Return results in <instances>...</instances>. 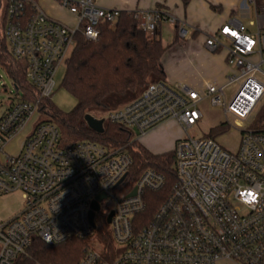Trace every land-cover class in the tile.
<instances>
[{"label": "built area", "instance_id": "obj_1", "mask_svg": "<svg viewBox=\"0 0 264 264\" xmlns=\"http://www.w3.org/2000/svg\"><path fill=\"white\" fill-rule=\"evenodd\" d=\"M55 1L74 17V25L50 16L41 0H0V40L24 66L33 88L27 92L13 82L11 102L0 114V197L13 191L24 197L23 209L0 223V264H13L35 238L50 245L91 240L78 264H264V131L250 127L264 105V8L256 13L255 31L231 18L206 34L209 52L226 51L229 72L223 84L208 83L201 92L159 81L106 113L112 123L133 130L139 142L169 120L185 132L174 146L171 193L144 224L139 215L147 207L145 192L161 190L165 180L149 168L133 185L128 183L132 158L126 148L92 140L66 145L59 127L41 116L16 155L4 151L51 99L57 70L71 56L77 37L96 41L99 26L115 23L121 12L95 0ZM132 13L151 34L164 21L177 23L161 8ZM180 34H186L184 28ZM207 96L223 107L227 121L233 115L242 128L236 153L213 137L188 134L202 118L198 104ZM102 219L110 225L118 251L111 261L104 259L96 236Z\"/></svg>", "mask_w": 264, "mask_h": 264}, {"label": "trees", "instance_id": "obj_2", "mask_svg": "<svg viewBox=\"0 0 264 264\" xmlns=\"http://www.w3.org/2000/svg\"><path fill=\"white\" fill-rule=\"evenodd\" d=\"M186 7L191 0H181ZM264 0H257L260 8ZM100 36L96 41L77 37V44L66 61L63 86L76 98L73 110L64 113L46 99L41 115L59 127L64 144L79 140H92L107 147H124L132 158L128 183L134 184L141 174L151 168L164 177V186L159 191L145 192L146 210L139 215L147 224L161 203L171 193L176 181L174 150L154 153L135 139L134 131L105 118L106 113L124 106L137 98L151 83L166 81L164 56L172 45H164L156 32L149 36L132 12L121 11L115 23L99 26ZM178 38L176 29L174 42ZM0 62L7 69L14 84L33 93L25 77V68L0 40ZM31 96H29L30 98ZM87 114L104 119V131L96 132L85 120ZM250 127L264 131V105L255 114ZM221 124L217 131H224ZM213 137V135H209ZM96 236L105 260L115 259L118 251L110 225L100 220ZM91 240L71 238L60 244H46L35 238L26 254L19 255L13 264H78L85 256Z\"/></svg>", "mask_w": 264, "mask_h": 264}, {"label": "crops", "instance_id": "obj_3", "mask_svg": "<svg viewBox=\"0 0 264 264\" xmlns=\"http://www.w3.org/2000/svg\"><path fill=\"white\" fill-rule=\"evenodd\" d=\"M95 2L105 8H117L129 12L161 8L174 16L177 23L164 21L158 25L156 30L163 44L164 25L168 24L169 29L171 26L174 33L177 29L178 33L175 42L173 38L169 44H164H172L163 59L166 82L169 84L184 83L201 92L208 83L223 84L229 72L226 51L220 50L211 54L204 46L206 34L214 33L231 18L241 21L252 31L250 26L256 27L254 24L257 20L256 13L264 8V4L260 8L257 7V0H191L186 7L181 0H95ZM44 10L52 16L53 13L49 9L44 8ZM180 28L185 29L184 36L180 35ZM197 87H202V89H197ZM170 124L178 126L177 122L169 120L157 128ZM155 129L144 138H147ZM184 135L185 132L181 128L172 138L176 143Z\"/></svg>", "mask_w": 264, "mask_h": 264}, {"label": "rangeland", "instance_id": "obj_4", "mask_svg": "<svg viewBox=\"0 0 264 264\" xmlns=\"http://www.w3.org/2000/svg\"><path fill=\"white\" fill-rule=\"evenodd\" d=\"M41 4L43 8L46 10L49 9L53 13L52 16L54 18L59 19L68 25L75 24L74 17L64 10L57 1L41 0ZM168 26V24L163 26L164 44H169L173 41L175 35L171 26L170 29ZM250 29L255 31L256 27L250 26ZM148 35L152 36L151 33H148ZM210 53L212 54V52ZM203 57H205V55ZM66 70L67 66L66 62H64L57 70L55 76V91L51 96V103L55 106V108L64 113L73 110L77 103L75 96L63 86ZM197 89H202V87H197ZM232 90L233 87H230L228 92H231ZM13 92L14 86L12 78L4 65L0 62V114L6 110L7 106L11 102ZM198 108L202 113V118L192 129L188 131V134L196 138L213 135L214 139L223 149L230 153H236L240 147L243 135L242 128L235 124L236 118L233 115H229L228 118L230 122L227 121L223 107L212 104L211 96H207L201 100L198 104ZM41 114V112H37L33 116L30 124L5 145V153L9 155H16L19 152L23 139L30 133L33 123L42 116ZM223 123L226 124L227 128L221 132L217 131V128ZM180 129L181 127L179 125L177 126L172 124L157 128L151 132L147 138L142 139L141 142L152 152H170L174 150L175 146V141L172 137H174V134ZM0 157H3V155L1 154ZM23 207L24 197L21 191H13L2 195L0 197V223L13 218L23 209Z\"/></svg>", "mask_w": 264, "mask_h": 264}, {"label": "water", "instance_id": "obj_5", "mask_svg": "<svg viewBox=\"0 0 264 264\" xmlns=\"http://www.w3.org/2000/svg\"><path fill=\"white\" fill-rule=\"evenodd\" d=\"M85 120H86L88 126L90 128H92L93 130H95L96 132H103L104 131V119L103 118H97V117H94L93 115L87 114L85 116ZM135 192H136V190H134L130 195H134ZM93 207L95 209H98L99 208L98 203L94 202ZM93 215H94V212H91V214H90L91 220L93 218ZM112 215H113V212H111L107 218L108 223L111 221Z\"/></svg>", "mask_w": 264, "mask_h": 264}, {"label": "snow or ice", "instance_id": "obj_6", "mask_svg": "<svg viewBox=\"0 0 264 264\" xmlns=\"http://www.w3.org/2000/svg\"><path fill=\"white\" fill-rule=\"evenodd\" d=\"M253 199H254V197H253Z\"/></svg>", "mask_w": 264, "mask_h": 264}]
</instances>
